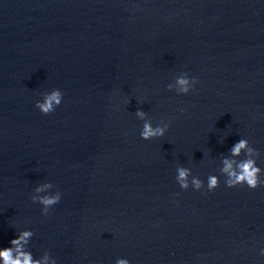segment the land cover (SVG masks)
<instances>
[{
    "label": "water",
    "instance_id": "water-1",
    "mask_svg": "<svg viewBox=\"0 0 264 264\" xmlns=\"http://www.w3.org/2000/svg\"><path fill=\"white\" fill-rule=\"evenodd\" d=\"M182 72L186 95L166 87ZM138 107L164 137H140ZM240 137L264 168V0H0V247L31 228L59 264H264V185L175 180L220 175ZM46 180L64 193L47 214Z\"/></svg>",
    "mask_w": 264,
    "mask_h": 264
},
{
    "label": "clouds",
    "instance_id": "clouds-1",
    "mask_svg": "<svg viewBox=\"0 0 264 264\" xmlns=\"http://www.w3.org/2000/svg\"><path fill=\"white\" fill-rule=\"evenodd\" d=\"M198 80L195 76H189L187 72H182L175 77V81L170 82L166 87L175 90L178 94H188L192 91ZM63 93L59 88L40 93V98L35 100V107L42 113L47 114L55 110L61 104ZM135 115L143 121L140 130V137L144 140H151L156 137H164L170 127V121L161 120L153 124L147 118V113L142 108H137ZM223 142V140H221ZM259 150L254 147L248 138L240 137L228 149L226 155H222L219 164V173L209 174L206 182L199 176L194 175L192 169L187 166L178 165L176 167L175 180L182 189L190 187L195 191H214L220 184L221 176L224 184L231 188L237 185H246L248 188L255 189L264 185V168L260 166ZM53 189L51 181L37 183L32 189L30 199L39 202L43 213L55 210L64 202V193L59 189ZM179 195V193H176ZM34 232L31 228H21L17 234L9 241V246L0 247V264H59L50 250L43 258L34 257L28 245ZM259 255L264 256V247L259 248ZM115 264H131L126 257H118Z\"/></svg>",
    "mask_w": 264,
    "mask_h": 264
}]
</instances>
